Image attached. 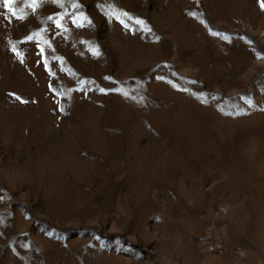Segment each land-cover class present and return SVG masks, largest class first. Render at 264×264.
<instances>
[{
    "label": "rangeland",
    "instance_id": "1",
    "mask_svg": "<svg viewBox=\"0 0 264 264\" xmlns=\"http://www.w3.org/2000/svg\"><path fill=\"white\" fill-rule=\"evenodd\" d=\"M262 4L0 0V264H264Z\"/></svg>",
    "mask_w": 264,
    "mask_h": 264
},
{
    "label": "snow or ice",
    "instance_id": "2",
    "mask_svg": "<svg viewBox=\"0 0 264 264\" xmlns=\"http://www.w3.org/2000/svg\"><path fill=\"white\" fill-rule=\"evenodd\" d=\"M2 2H3L4 8L7 9L13 16H15L16 15L15 9L13 7H11V5L15 2V0H2ZM54 2H55V0H54ZM34 3H35V0H33V4ZM262 6H264V4H262ZM18 18L22 19L23 17L21 16ZM137 23L143 24V21L138 20ZM95 54L99 55V52L97 51ZM101 91H104V90L101 89Z\"/></svg>",
    "mask_w": 264,
    "mask_h": 264
}]
</instances>
